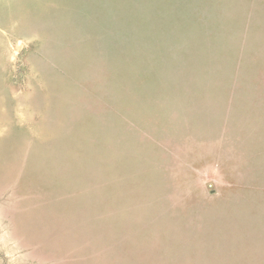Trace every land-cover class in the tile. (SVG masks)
<instances>
[{
	"label": "rangeland",
	"instance_id": "rangeland-1",
	"mask_svg": "<svg viewBox=\"0 0 264 264\" xmlns=\"http://www.w3.org/2000/svg\"><path fill=\"white\" fill-rule=\"evenodd\" d=\"M0 264H264V0H0Z\"/></svg>",
	"mask_w": 264,
	"mask_h": 264
}]
</instances>
